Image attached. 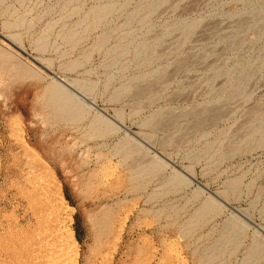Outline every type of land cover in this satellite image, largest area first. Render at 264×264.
I'll return each mask as SVG.
<instances>
[{"label": "rangeland", "instance_id": "obj_1", "mask_svg": "<svg viewBox=\"0 0 264 264\" xmlns=\"http://www.w3.org/2000/svg\"><path fill=\"white\" fill-rule=\"evenodd\" d=\"M263 121L264 0H0V264H264Z\"/></svg>", "mask_w": 264, "mask_h": 264}, {"label": "bare ground", "instance_id": "obj_2", "mask_svg": "<svg viewBox=\"0 0 264 264\" xmlns=\"http://www.w3.org/2000/svg\"><path fill=\"white\" fill-rule=\"evenodd\" d=\"M157 1V0H156ZM156 3V2H155ZM157 4H158V2H157ZM101 13V12H100ZM101 15V14H100ZM76 35V34H75ZM71 38V37H70ZM73 38V37H72ZM107 38V37H106ZM246 76V75H245ZM242 78H243V76H242ZM244 79V78H243ZM61 82H63V83H65L66 84V86H68V87H70L71 89H73L78 95H80L82 98L80 99L81 100V102H83V99H85V100H87L86 99V97L83 95V94H81L80 92H78L77 90H75L74 88H73V83H71V82H66L65 80H63V79H59ZM242 81V80H241ZM243 83V82H242ZM239 84V83H238ZM78 85V84H77ZM237 87V86H236ZM79 88V87H78ZM83 88V87H82ZM86 89V88H85ZM239 89H241V86L238 88V92L240 91ZM85 91V90H84ZM235 91H236V88H235ZM67 90L66 89H64L63 87H58V93H59V95H61L62 96V98L60 99V98H57V99H60V100H57V102L59 103V104H61V103H68V104H70V101L72 100H70V96H71V93L70 92H68V93H70V95H67ZM86 92V91H85ZM241 92V91H240ZM239 92V93H240ZM236 93V92H235ZM234 93V94H235ZM238 93V94H239ZM58 95V94H57ZM236 95V94H235ZM73 96L75 97L76 95L75 94H73ZM73 97V98H74ZM78 100H79V98H78ZM79 100V101H80ZM72 102V101H71ZM62 105V104H61ZM262 119V118H261ZM264 122V121H263ZM263 124V123H262ZM255 126V125H254ZM260 126H262V125H260ZM260 126H259V128H260ZM257 127V126H256ZM258 128V127H257ZM259 128H258V130L257 131H259ZM262 128V127H261ZM251 133V132H250ZM1 153H0V177H1ZM66 212V211H65ZM232 225V224H231ZM234 226V225H233ZM232 227V226H231ZM233 228H237L236 226H234ZM230 229V228H229ZM232 229V228H231ZM233 230H236V229H233ZM232 230V231H233ZM64 231V230H63ZM69 235V234H68ZM63 238V237H62ZM71 239H72V241H73V244L74 245H76L77 244V241L75 240V238H74V235L72 234L71 235ZM67 241V240H66ZM64 249V248H63ZM67 254H69V252H67V253H62V255L60 256V258H58L57 260H58V264H65V259H64V257L65 256H67ZM57 256V255H56ZM74 264H76V263H78L77 261H78V258L75 256V258H74Z\"/></svg>", "mask_w": 264, "mask_h": 264}, {"label": "water", "instance_id": "obj_3", "mask_svg": "<svg viewBox=\"0 0 264 264\" xmlns=\"http://www.w3.org/2000/svg\"><path fill=\"white\" fill-rule=\"evenodd\" d=\"M58 79H60V78H58Z\"/></svg>", "mask_w": 264, "mask_h": 264}]
</instances>
